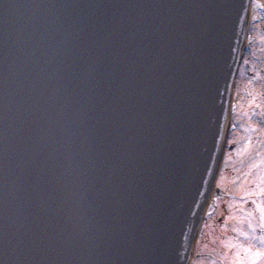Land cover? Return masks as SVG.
Returning a JSON list of instances; mask_svg holds the SVG:
<instances>
[{
    "label": "water",
    "instance_id": "1",
    "mask_svg": "<svg viewBox=\"0 0 264 264\" xmlns=\"http://www.w3.org/2000/svg\"><path fill=\"white\" fill-rule=\"evenodd\" d=\"M247 0H0V264H187Z\"/></svg>",
    "mask_w": 264,
    "mask_h": 264
},
{
    "label": "flooded vegetation",
    "instance_id": "2",
    "mask_svg": "<svg viewBox=\"0 0 264 264\" xmlns=\"http://www.w3.org/2000/svg\"><path fill=\"white\" fill-rule=\"evenodd\" d=\"M246 59L244 72L239 76L240 96L234 113L236 129L230 137L226 174L231 183H239L242 187V192L236 195L242 207L241 220L247 223V211L250 209L257 228L256 240L249 238L245 229L241 236L243 246L253 245L263 250L264 23L253 33ZM229 197L234 199L233 195Z\"/></svg>",
    "mask_w": 264,
    "mask_h": 264
},
{
    "label": "rangeland",
    "instance_id": "3",
    "mask_svg": "<svg viewBox=\"0 0 264 264\" xmlns=\"http://www.w3.org/2000/svg\"><path fill=\"white\" fill-rule=\"evenodd\" d=\"M243 82V81H241ZM225 181V183H223ZM229 181V182H228ZM222 183V186L228 185L230 183V178L223 177L222 180H220ZM236 185L235 183L233 184ZM232 185V186H233ZM230 187L231 191H235L233 187ZM228 230L225 227L216 228L215 231L210 233V227L207 226L205 233L203 234V239H205V243L203 246H201L200 252L198 254L210 256L214 255L216 256L213 260L212 264H241L239 259L240 252L235 253L234 249L230 251V248H232V240L231 237H227ZM263 250L261 256L263 257V262L261 264H264V243H263ZM213 251H216V254H212ZM199 258V257H198ZM254 257L252 256L250 259V262L247 264H251ZM195 264H211L206 259H200L195 262Z\"/></svg>",
    "mask_w": 264,
    "mask_h": 264
}]
</instances>
